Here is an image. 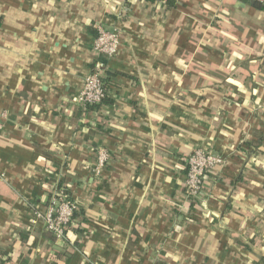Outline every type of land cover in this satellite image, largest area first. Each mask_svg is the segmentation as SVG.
<instances>
[{"label":"crops","instance_id":"0c3cea01","mask_svg":"<svg viewBox=\"0 0 264 264\" xmlns=\"http://www.w3.org/2000/svg\"><path fill=\"white\" fill-rule=\"evenodd\" d=\"M173 1L0 0V264H264V9ZM99 28L119 47L82 108ZM196 148L224 162L192 205ZM60 181L62 240L37 215Z\"/></svg>","mask_w":264,"mask_h":264},{"label":"built area","instance_id":"2783aa9c","mask_svg":"<svg viewBox=\"0 0 264 264\" xmlns=\"http://www.w3.org/2000/svg\"><path fill=\"white\" fill-rule=\"evenodd\" d=\"M119 47L118 30L99 28L93 42V50L96 59L92 62L89 72L85 75L83 85L77 94V103L80 107L95 106L101 103L107 91L103 78L108 68V61L114 57ZM5 113L0 112V129L4 124ZM96 166L95 174L106 165L109 160V152L103 147L95 150ZM224 160L213 155L210 151L196 148L186 157L184 198L194 205L202 195L205 175L213 171L217 166H222ZM77 207L66 187L52 185L45 208L37 215L43 221L44 229L56 239L62 240L70 226L74 223V212Z\"/></svg>","mask_w":264,"mask_h":264},{"label":"trees","instance_id":"16d2710c","mask_svg":"<svg viewBox=\"0 0 264 264\" xmlns=\"http://www.w3.org/2000/svg\"><path fill=\"white\" fill-rule=\"evenodd\" d=\"M166 7H172L174 5V1L173 0H163ZM249 3L251 6L258 8V9H264V0H249ZM104 99V98H103ZM102 99V101H103ZM101 101V102H102ZM62 184V182L60 181L58 186ZM75 215V212L73 214V216ZM47 232V231H46ZM49 233V232H47ZM50 235H52L51 233H49ZM53 236V235H52ZM54 237V236H53ZM55 238V237H54ZM56 239V238H55Z\"/></svg>","mask_w":264,"mask_h":264}]
</instances>
